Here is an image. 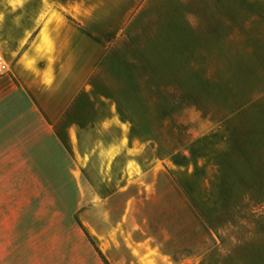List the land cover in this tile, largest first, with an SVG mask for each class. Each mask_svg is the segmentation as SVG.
<instances>
[{
	"label": "crops",
	"instance_id": "1",
	"mask_svg": "<svg viewBox=\"0 0 264 264\" xmlns=\"http://www.w3.org/2000/svg\"><path fill=\"white\" fill-rule=\"evenodd\" d=\"M214 2L229 6L0 0V58L8 66L0 73V264L261 262L252 248H264V93L253 110L240 100L219 126L209 117L190 122L188 140H173L167 152L132 126L78 123L71 146L29 137L57 134L62 120L161 118L132 104L163 103L154 88L166 85L176 98L187 87L190 103L206 99L213 76L226 81L229 71L227 37L213 47ZM246 87H264V32L240 33ZM70 150L78 153L75 206L68 174L53 170ZM89 150L91 163L82 165Z\"/></svg>",
	"mask_w": 264,
	"mask_h": 264
},
{
	"label": "rangeland",
	"instance_id": "2",
	"mask_svg": "<svg viewBox=\"0 0 264 264\" xmlns=\"http://www.w3.org/2000/svg\"><path fill=\"white\" fill-rule=\"evenodd\" d=\"M214 2L212 7L213 13V47L214 50H220L226 41L225 36L227 37V46L229 52V71L228 78L226 81H221L220 74L218 76H213V85L210 88H207L206 94L207 98L204 100L198 99L197 102H188L185 101L187 97L184 95L188 94L187 87L177 88V98L174 95V90L172 86H165L163 88H154L158 89V95L155 96L158 99H164L163 103H150V102H134L132 104L133 110L138 112H153L150 114H156L157 111H161L162 117H149V118H134L128 120H110V119H101V120H62V130L58 131L57 134H40L35 136H29L36 141L38 145L40 144H49L55 142H62L68 146H71L72 143L78 142V135L71 134L72 128H75L77 124L84 123L85 127L92 126H126V127H135L142 128L146 134L143 135L145 138L150 140H162L165 143L166 152L172 148L173 140L180 143L188 140L189 135V123L193 122L191 125L193 127L198 126L201 122L207 121L212 123L213 126H219L221 123V117L227 116L228 112L236 113L237 110H240V100L243 101V106L246 110L256 109L258 103V92L264 93V87H246L241 88L240 90V33H247L248 31H257L264 32V0H229V6H218ZM227 18V22L225 19ZM222 37V40L220 38ZM217 59V60H216ZM214 66L216 63L220 64V56L215 55L213 57ZM167 81V80H166ZM180 91V96L178 95ZM163 95H161L162 93ZM148 94H150L148 92ZM153 94L148 95V98H152ZM136 98V97H134ZM145 98V97H144ZM177 99V101H175ZM260 109L264 110V101L260 104ZM189 111L197 112V118H189ZM161 114V113H160ZM209 123V126H211ZM173 129H177L176 132ZM179 130V131H178ZM157 131H159L157 133ZM161 133V134H160ZM175 133V134H174ZM177 136V137H176ZM82 137V136H81ZM175 138V139H174ZM86 144L91 145L93 142L92 135H85ZM98 142V136L97 140ZM56 152H53L54 158H60V155H56ZM93 154L92 150L86 151V156L79 157L80 163L86 166L91 163V155ZM78 153L77 151H69L68 161H63V164L58 161V165H54V175L59 177H64L68 174L69 176V193H68V202L70 206H75L76 202V183L72 176H75L77 173V162H78ZM67 163V166L64 165ZM108 169L110 170L111 164H108ZM67 168V170H66ZM56 200H54L55 205ZM235 205H240V199L234 202ZM236 241L232 245L230 243V251H236ZM255 251L254 258L259 256L261 262H240V263H230V264H264V248H252ZM236 252L235 255L237 254ZM250 258L249 256H245Z\"/></svg>",
	"mask_w": 264,
	"mask_h": 264
},
{
	"label": "built area",
	"instance_id": "3",
	"mask_svg": "<svg viewBox=\"0 0 264 264\" xmlns=\"http://www.w3.org/2000/svg\"><path fill=\"white\" fill-rule=\"evenodd\" d=\"M7 65L3 62V60L0 58V73L4 72L7 69Z\"/></svg>",
	"mask_w": 264,
	"mask_h": 264
}]
</instances>
